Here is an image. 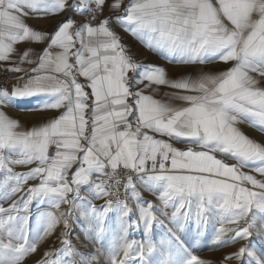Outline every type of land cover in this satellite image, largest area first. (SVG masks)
Wrapping results in <instances>:
<instances>
[{
	"label": "snow or ice",
	"instance_id": "obj_1",
	"mask_svg": "<svg viewBox=\"0 0 264 264\" xmlns=\"http://www.w3.org/2000/svg\"><path fill=\"white\" fill-rule=\"evenodd\" d=\"M65 12L51 34L25 22ZM117 28L191 71L169 78L137 62ZM21 42L46 46L18 50ZM0 62L20 74L0 84V109L33 97L41 115L64 109L27 130L0 110V201H11L0 203V264H22L61 223V248L36 264H208L180 233L194 222L199 237L212 220L217 247L248 241L225 260L264 264V140L239 127L264 136V0H0ZM140 84L173 91L157 100L132 90ZM33 203L55 211L30 228ZM112 214L119 230L105 245ZM133 222L144 227L142 243L127 238ZM73 224L95 251L71 242L80 238Z\"/></svg>",
	"mask_w": 264,
	"mask_h": 264
},
{
	"label": "rangeland",
	"instance_id": "obj_2",
	"mask_svg": "<svg viewBox=\"0 0 264 264\" xmlns=\"http://www.w3.org/2000/svg\"><path fill=\"white\" fill-rule=\"evenodd\" d=\"M261 179V178H258ZM143 199L151 201L152 203H158L155 196H153L150 193H143ZM22 196V194H17L14 199H19V197ZM2 202V201H1ZM5 204L11 203V201L4 202ZM94 203L96 206H101L103 203L100 199L95 200ZM7 207V208H8ZM66 205L61 206V211L66 209ZM31 209V222L29 227L35 228L36 227V220L37 217L41 212L44 211H55V209H49L46 206H37L35 203L30 205ZM166 211H170L167 210ZM21 215H26L27 213L21 212ZM138 217H133V221L137 219ZM160 219H164V217H160ZM71 223V222H70ZM109 226H110V233L108 238L105 240V245L109 244L112 239L116 238L114 236L115 232H118L119 230V221L115 214H112V219L109 220ZM165 223H167V220H165ZM221 225L216 221L212 220L207 224L206 230H202V233L199 237H196V231H195V224L194 222H191L187 225V229L185 232L180 233V235L186 240V243L189 245L190 250L193 252V254L197 255L198 258L205 260L208 262V264H240V261L238 260H232L231 262L225 260V257L236 252L239 247L243 246L244 244L248 243V241L239 240L235 243H230L227 246H220L217 247V241L214 239L215 237V231L218 229ZM224 227L226 228H232L235 227L231 224H225ZM64 231L63 223L57 226V229L55 232L49 236L46 237L43 241H41L37 246V251L35 253H31L29 256L25 258V260L22 262V264H36L38 260H40L43 257V254L47 252L56 253L57 250L61 248V241L59 239V234ZM73 231L74 232H80V238H77L76 235L71 236V242L78 246V250L80 251H95V248L92 247V241L90 239H85L83 232L80 230V228L73 224ZM163 228L161 226L156 225L153 234L152 239L154 242H158L161 236L163 235ZM234 235L233 233L229 232L226 236L222 237V239H227L228 236ZM127 238L130 241H136L137 243H142L145 241V230L143 225L137 227L135 222L132 223L131 227L128 230ZM253 240L255 244L259 247L260 246V238L255 235V229L253 230ZM99 246V245H97ZM128 264H136L135 260L128 261Z\"/></svg>",
	"mask_w": 264,
	"mask_h": 264
},
{
	"label": "crops",
	"instance_id": "obj_3",
	"mask_svg": "<svg viewBox=\"0 0 264 264\" xmlns=\"http://www.w3.org/2000/svg\"><path fill=\"white\" fill-rule=\"evenodd\" d=\"M124 3H128V0H124ZM70 14L65 12L62 15H57V16H51V17H47V18H26L25 22L33 27L34 29L37 30H43L46 33H53L56 25L63 19H65V17L69 16ZM108 15L107 12V6L105 7V11L103 14V18L105 16ZM74 19H80L79 17H73ZM118 35L121 38V43L126 45L129 49L128 54L130 56H132L137 62H143L145 64H152V65H156L159 66L163 69H165L167 75L169 78H178L182 73H184L185 71H191L190 68H185V66L183 65H178V64H173V63H169L168 61H166L165 59L161 58L159 55L154 54L152 51H149L146 47H144L140 42H138L136 39H134L130 34L122 31L121 29L117 28L116 29ZM46 46V43H39V44H30L27 42H21L19 44L16 45V48L18 50H26V49H33L35 52L39 53L43 50V48ZM13 59H15V57H13ZM1 65H6V66H13L11 63L9 62H0ZM34 65L30 66L33 67ZM223 66V65H221ZM204 67L205 71H209V70H215V68L217 67V65H207V66H202ZM129 75H131V73H129ZM80 82L83 83V78H80ZM146 83V82H145ZM261 86H264V83H262ZM143 89V94L145 95H151L153 96L154 99L157 100H167L168 97L165 96V93H169L173 90L168 89L164 86H151L149 88H144V84H140L138 86H136L135 88H133V91H139ZM153 89H156L155 91H153ZM87 91L90 93V89H87ZM39 99H41L40 97H33L30 99H25V100H20L17 101V104L13 107H7L4 109H0L2 111H4L6 113V115H8L10 118L15 119L16 121L19 122L20 125H22L26 130L30 129L31 127H33L34 125H37L38 123H40L41 121L47 119L48 117L52 116V115H59L64 109H59V110H55L52 112L47 113V115H41L38 112H34L32 111V109H34L37 105V103L39 102ZM240 130L246 134L249 138L260 142L262 140H264V136H262L260 133L256 132L253 130V128L249 127L246 124H241L240 126ZM156 138L158 139H164L166 141H168L167 137H159L157 136ZM171 142V141H168ZM175 147L177 148H183L185 147L183 144H174ZM218 158H222L218 155ZM228 164H233L235 163L234 160H226L225 161ZM30 167H35V164L30 165V166H14L13 167V171L14 172H19V173H23V172H27L29 170ZM244 172L248 173V174H252L255 175L256 178H261L259 176L258 173H254V172H249V170L247 168L243 169ZM2 175V174H0ZM38 183V181H29V184H35ZM27 187V186H25ZM249 187H251L249 185ZM20 194V193H18ZM21 194L23 195L24 193L21 192ZM101 200V199H100ZM3 207L7 208L8 204H5L4 202H1Z\"/></svg>",
	"mask_w": 264,
	"mask_h": 264
},
{
	"label": "built area",
	"instance_id": "obj_4",
	"mask_svg": "<svg viewBox=\"0 0 264 264\" xmlns=\"http://www.w3.org/2000/svg\"><path fill=\"white\" fill-rule=\"evenodd\" d=\"M102 18H103V16H101V19ZM6 67H9V66L0 64V84L7 82L8 85L11 86V84L15 82V77L17 75H20V74L6 72L5 71ZM53 152H54V149H50V154H52ZM101 202L104 204L105 201L103 199H101Z\"/></svg>",
	"mask_w": 264,
	"mask_h": 264
}]
</instances>
